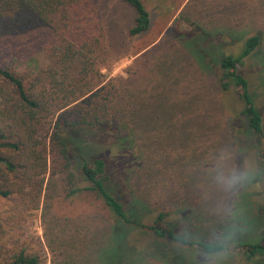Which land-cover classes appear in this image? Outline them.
<instances>
[{
	"label": "trees",
	"instance_id": "16d2710c",
	"mask_svg": "<svg viewBox=\"0 0 264 264\" xmlns=\"http://www.w3.org/2000/svg\"><path fill=\"white\" fill-rule=\"evenodd\" d=\"M120 1L133 10L129 36L148 32L151 19L143 1ZM210 1L188 0L173 20L169 34L179 48L191 46L195 52V56L190 54L191 61L196 64L200 58L198 68L213 76L212 86L217 93L234 90L241 102L235 117L245 120L247 129L259 138L258 156L264 165L263 118L241 70L244 59L261 44V36L259 31L246 35L225 25L206 24L214 9ZM196 7H204L208 17L200 16ZM224 8L223 3L215 7L219 11ZM178 22L186 28L180 29ZM105 36V25L90 0H0V198H22L28 182L46 172L48 154L52 171L57 166L69 186L66 198L78 193L93 198L95 208L53 214L51 220L45 217L49 205H43L44 236L51 264H97L98 256L93 261L87 256L99 255L104 249H115L116 254L130 257L137 247L148 243L166 251L164 241L191 246L206 254L237 253L247 260L264 254V241L225 244L188 239L167 223L166 210L148 217L147 200L134 195L136 188L129 181V172H118L109 164L105 157L109 151L122 155L132 150V165L143 166L145 155L149 156V122L144 117L145 109L134 107V101H141L142 96L130 89V78L93 83L100 74L91 69L92 54L105 51H100L105 47ZM164 40L143 55L161 50ZM39 49L49 58L45 67L36 63L35 52ZM220 108L218 116H223ZM46 122L52 128L48 147L37 135ZM156 128L166 126L159 122ZM96 132L106 141L100 151L91 147L94 141L90 134L94 136ZM19 212L15 208L10 214L15 217ZM4 220L11 222V217ZM135 231L152 240L135 242ZM31 242L0 231V264H45ZM55 257L64 260L56 261ZM122 262L130 261L128 258L119 264Z\"/></svg>",
	"mask_w": 264,
	"mask_h": 264
},
{
	"label": "rangeland",
	"instance_id": "374dc122",
	"mask_svg": "<svg viewBox=\"0 0 264 264\" xmlns=\"http://www.w3.org/2000/svg\"><path fill=\"white\" fill-rule=\"evenodd\" d=\"M90 1L96 6L106 33L105 47L100 48L105 51L92 54L91 69L100 74L93 83L115 77L126 81L130 78V89L142 96L141 101H134V107L145 109L144 117L149 122L146 130L149 156L145 155L143 166L132 165L135 153L132 150L122 155L109 151L105 156L109 164L118 172L126 175L129 172V181L136 188L134 195L147 200L148 217H154L160 209L166 210L167 223L186 238L225 244L263 242L264 165L258 156L260 140L247 129L245 120L235 117L241 102L234 90L217 93L212 86L213 76L198 68L200 58L195 60L196 64L191 61V55L195 56L191 46L179 48L170 36V26L188 0H142L151 22L149 31L137 37L128 34L133 16L130 7L120 0ZM221 2L225 8L219 11L215 7ZM210 5L214 9L210 10L212 18L206 24L225 25L246 35L259 31L261 44L244 59L241 70L264 126V0H211ZM195 11L208 17L204 7H196ZM178 24L180 29L186 28L183 22ZM163 40L161 50L143 55L155 44L160 46ZM11 50L15 52V48ZM35 59L40 67L49 64L42 49L35 52ZM218 108L223 116H218ZM159 122L166 128H156ZM51 129L46 122L37 134L46 146ZM90 136L94 141L91 147L100 151L106 142L104 135L96 132ZM47 166L45 173L35 176L24 187L22 198H0V231L14 234L21 241L31 239L32 248L41 254L45 264H51L44 236L43 205H49L45 217L51 220L53 214L79 213L97 204L84 193L66 198L69 186L57 166L52 171L49 154ZM73 170L76 172L74 167ZM15 208L20 212L13 217L10 213ZM9 217L11 222H6L4 219ZM133 235L135 242L143 238L152 240L140 231ZM164 242L166 251L148 243L137 247L130 257L116 254L115 249H104L99 255L90 253L87 257L93 261L98 256L97 264H119L128 258L129 264H264V254L247 260L237 253L206 254L191 246Z\"/></svg>",
	"mask_w": 264,
	"mask_h": 264
}]
</instances>
